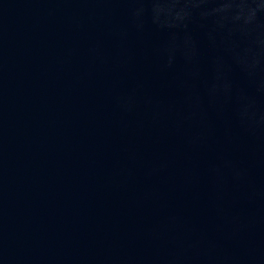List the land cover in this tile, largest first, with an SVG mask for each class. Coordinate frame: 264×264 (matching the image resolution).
<instances>
[{
    "label": "water",
    "instance_id": "water-1",
    "mask_svg": "<svg viewBox=\"0 0 264 264\" xmlns=\"http://www.w3.org/2000/svg\"><path fill=\"white\" fill-rule=\"evenodd\" d=\"M0 264H264V0H0Z\"/></svg>",
    "mask_w": 264,
    "mask_h": 264
}]
</instances>
